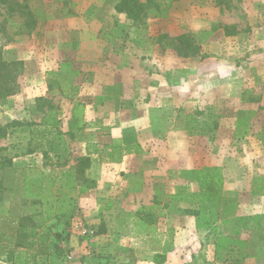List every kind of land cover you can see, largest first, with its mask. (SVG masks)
<instances>
[{
  "label": "crops",
  "instance_id": "1",
  "mask_svg": "<svg viewBox=\"0 0 264 264\" xmlns=\"http://www.w3.org/2000/svg\"><path fill=\"white\" fill-rule=\"evenodd\" d=\"M156 1L162 11L144 30L117 10L121 0H29L35 27L4 47L5 60L24 62L29 83L0 107L46 103L30 111L40 117L30 131L51 136L34 143L47 148L54 137L60 158L71 157L58 164L63 173L88 157L85 176L96 183L76 187L80 201L63 246L72 256L60 246L48 263L200 264L191 246L210 227L201 223L206 208L223 213V198L249 215L236 224L241 234L218 229L212 259L252 264L243 235L264 240L251 185L264 176L251 173L264 167V0ZM52 113L55 126L47 127ZM40 155L38 165L23 167H42ZM203 168L223 171L224 193L213 204L193 175ZM128 198L138 206L133 214ZM143 208L155 224L139 221Z\"/></svg>",
  "mask_w": 264,
  "mask_h": 264
},
{
  "label": "trees",
  "instance_id": "2",
  "mask_svg": "<svg viewBox=\"0 0 264 264\" xmlns=\"http://www.w3.org/2000/svg\"><path fill=\"white\" fill-rule=\"evenodd\" d=\"M28 1L29 0H25L24 4H20L19 2L16 3L20 9L19 16L27 18L23 22L27 31L35 27V19L29 9ZM171 1L172 0H170V2ZM0 4L8 5V11L12 13V15L15 14L16 9L12 5V2L9 0H0ZM117 10L126 13L128 18L133 21L134 26L145 28L148 18L156 13L159 14L162 8L156 0H146L145 2L142 0H121L120 4L117 6ZM1 30L2 29H0V31ZM183 40V37H180L178 40L181 46L187 44ZM182 49L183 48L180 47L178 52L180 55H186V53L183 52L185 50L182 51ZM23 70V62L5 60L2 48L0 47V101L4 102L9 97L19 93V78ZM45 106H47V104L39 99L37 100L35 111L42 110ZM51 108L53 109L52 106H49V109ZM43 123L47 127H54V114L48 115ZM7 128L6 126H0V138L7 136ZM33 135L37 139L41 137V141L51 136L50 134H42V136H39L38 133L34 132ZM53 138L50 140L47 148L42 147L43 143H39L36 146L29 144L28 154H34L38 150H41L45 165L60 159V150L57 148L58 146H56L55 139ZM51 153L54 154V157H51ZM90 163L91 161L88 157H81L78 159L77 165L71 167L62 175L55 176L53 180H48L38 167H15L12 162L9 161L7 163L15 172L17 170L24 171L26 176L21 198L33 201L35 205L39 206V209L33 214L21 213L20 206L14 205L10 207L8 216L1 217L0 257L6 256V260L12 262L15 259V252L18 249L35 250V252L30 255V258L28 257L25 261V264H32V261L37 257L49 259L54 253L58 254L62 252L60 249V242L69 240L70 238V220L64 223L67 233L65 236L63 233H54L53 227L49 223L54 220H68L69 217H72L71 208L74 198L70 197L66 192L62 193L58 191L60 189L67 191L77 186H80L81 190L94 188L96 183L85 176ZM2 167H5V165ZM28 173H32V175H27ZM193 175L198 183L199 191L202 192L209 201L214 202L220 200L221 195L224 193L225 184L222 169L203 168L193 172ZM60 177L63 179V182H65L61 184V187L56 184ZM0 188V203H3L4 189L2 188V184H0ZM223 200L226 204H231L230 199L226 200V198H223ZM155 204H158L157 198L155 199ZM192 214L199 215V213L196 212H192ZM135 215L142 224L151 226L156 222L155 213L145 208L138 210Z\"/></svg>",
  "mask_w": 264,
  "mask_h": 264
},
{
  "label": "rangeland",
  "instance_id": "3",
  "mask_svg": "<svg viewBox=\"0 0 264 264\" xmlns=\"http://www.w3.org/2000/svg\"><path fill=\"white\" fill-rule=\"evenodd\" d=\"M12 2V5L16 9L15 14L12 15L8 11L9 6L8 5H1L0 4V47L2 48V52L4 51V47L8 46L7 44H10L11 40L14 42V36H18L21 33H24V31H27L26 27L24 26L23 22L25 21V18H22L19 16L20 9L18 5L16 4L18 0H9ZM30 9V6H29ZM31 10V9H30ZM145 30V28H143ZM21 32V33H20ZM165 44L167 45H173L174 41L171 43L170 38L169 39H163ZM24 64V62H23ZM28 78L26 79V83L28 82ZM24 70L19 78V84H20V90L21 92L24 84ZM18 94V93H17ZM37 101L31 102V99L27 102H14L12 105H5L4 107H0V126L8 127L7 128V135L4 138H0V184H2L3 195H4V201L3 203H0V219L1 217L8 216V211L11 206H20V212L21 213H28L33 214L38 209L39 206L35 205L33 201L31 200H25L22 199V188L25 180L26 174L24 171L17 170L16 172L9 166L7 163L10 161L13 163L15 167H23L29 164V160H33L38 165L39 161L41 160V150H38L35 152L32 156V158H28V145L33 144L34 146L36 143H34L33 138L34 135L31 134L32 128H35V124H37L40 120V117L38 115H33V113H30V111H33V109H36ZM14 123V124H13ZM16 123V124H15ZM19 123V124H18ZM33 125V126H32ZM63 146V145H62ZM68 152V151H67ZM51 157H54V154L51 153ZM21 158V159H20ZM67 159H71L70 155L63 152V155L61 158L54 162H49L48 165H43L42 167H38L44 175L47 177L48 180H53L55 176H60L63 173L62 168L58 165L60 163H64ZM17 162H15V161ZM5 167H2L4 166ZM260 169L264 172V167H255L253 172H257V170ZM27 175H32V173H28ZM262 182L256 181L251 182L252 189L256 191V195L252 196V200L256 202L257 211H261L262 214L259 215V217L262 218L264 215V176L262 177ZM65 183L63 182V179L61 177L57 180L56 184L62 186L61 184ZM177 184V183H176ZM1 189V188H0ZM1 191V190H0ZM79 190L74 187L72 189H69L65 191L64 189H60L58 192L62 193H68L70 197L74 198L73 206L71 208L72 210V217H69L67 220H54L50 222L49 224L53 227L54 233H63L65 236L67 233L65 231V221H69L71 223V228L73 227V216L76 214V209L78 208V203L80 201V197L78 196ZM177 191V188L176 190ZM133 198H128L126 203V211L127 214H133L138 206L133 204ZM214 202L210 201V204ZM223 204L226 206V209L223 213H219L220 209H217L216 211L212 208H206L207 212L202 215V221L201 223L207 224V226H210L207 230V234H201L194 238L196 239L195 242H193L191 249H192V260H197L200 264H228L225 262H216L213 258L214 254V241H216L218 229L219 233L220 230L224 231L227 230L228 233L231 234H241V230L239 228H236L237 225L245 224V221H247L248 217V211L245 213H238L234 210L233 207H229L230 204H226L225 201ZM209 206V204H208ZM229 207V208H228ZM74 211V212H73ZM133 211V212H130ZM70 215V216H71ZM255 215V214H252ZM246 216V217H244ZM239 217H242L241 219ZM258 217V216H256ZM68 218V217H67ZM255 218V217H254ZM256 219V218H255ZM222 222V227L219 225L217 226V230H211L212 226L216 223ZM200 223V224H201ZM257 223V222H256ZM259 223V222H258ZM264 223V222H263ZM213 224V225H212ZM261 233H264V228L259 230ZM242 236V235H241ZM246 238V241L248 242V245L246 246L247 252H254L255 254V261L252 264H264V259L262 260V255H264V240L261 241L259 237H256L255 234L246 233L243 235ZM198 237H204L208 242H204L202 245L198 242ZM65 241L60 242V246L62 247L63 254L65 256H72L73 252L70 251L68 248H64ZM35 252V250H27V249H18L15 252V260L13 262H9L6 260V256L0 257V264H23L25 260L30 258V255H32ZM242 252H246L245 250H242ZM183 258V263L186 259L185 256ZM32 264H51L48 263L46 258L37 257L34 261H32ZM147 264V263H145ZM182 264V263H181ZM240 264H245L244 262H241Z\"/></svg>",
  "mask_w": 264,
  "mask_h": 264
}]
</instances>
